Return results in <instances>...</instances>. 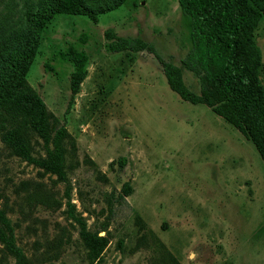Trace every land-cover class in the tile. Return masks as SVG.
I'll list each match as a JSON object with an SVG mask.
<instances>
[{"label":"rangeland","instance_id":"rangeland-1","mask_svg":"<svg viewBox=\"0 0 264 264\" xmlns=\"http://www.w3.org/2000/svg\"><path fill=\"white\" fill-rule=\"evenodd\" d=\"M25 8V0L0 6V62L34 36ZM109 27L151 43L199 93L198 78L181 63L190 41L177 0H126L97 22L55 15L26 80L75 151L60 181L14 154L0 127V207L16 245L29 264H88L83 223L108 239L102 264H264V163L255 146L208 106L173 91L153 53L108 51ZM254 40L264 85V15ZM69 45L88 55L73 101L74 67L59 54ZM31 142L43 155L34 133ZM0 264H14L1 243Z\"/></svg>","mask_w":264,"mask_h":264},{"label":"trees","instance_id":"trees-1","mask_svg":"<svg viewBox=\"0 0 264 264\" xmlns=\"http://www.w3.org/2000/svg\"><path fill=\"white\" fill-rule=\"evenodd\" d=\"M5 0H0V6ZM126 0H25L24 23L32 38L14 56L0 62V127L2 140L11 151L45 171L67 181V156L75 151V141L65 125L48 111L43 99L26 80L39 46V35L57 14L84 15L93 22L98 15ZM188 30L190 47L182 65L199 81V93L184 83L182 70L165 61L155 47L139 37H123L112 28L104 31L110 52L147 50L160 61L169 87L182 99L203 103L237 128L255 146L264 163V85L259 71L262 61L254 32L264 15V0H177ZM82 41L86 37L81 38ZM73 64L70 73V101L86 75L87 53L69 45L59 52ZM42 142L44 154L36 156L31 134ZM125 194L131 188L122 187ZM80 236L88 264H102L108 244L105 236L90 232L80 223ZM0 243L14 258V264H29L15 243L12 225L0 207Z\"/></svg>","mask_w":264,"mask_h":264}]
</instances>
